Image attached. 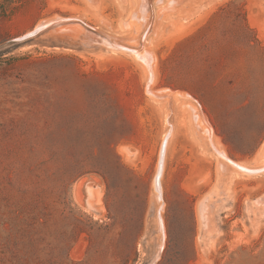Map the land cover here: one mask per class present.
I'll list each match as a JSON object with an SVG mask.
<instances>
[{"label": "rangeland", "instance_id": "1", "mask_svg": "<svg viewBox=\"0 0 264 264\" xmlns=\"http://www.w3.org/2000/svg\"><path fill=\"white\" fill-rule=\"evenodd\" d=\"M0 264H264V0H0Z\"/></svg>", "mask_w": 264, "mask_h": 264}, {"label": "water", "instance_id": "2", "mask_svg": "<svg viewBox=\"0 0 264 264\" xmlns=\"http://www.w3.org/2000/svg\"><path fill=\"white\" fill-rule=\"evenodd\" d=\"M72 21H76V19H73V18H58V19H55V20L51 21L52 23H50L49 25H48V23H46V24L40 26L39 28H37V29H35L34 31L30 32L29 34L25 35L22 39H27V38H29V37L35 36V35H37V34L43 32V31H45V30H47V29H49V28H51V27H53V26H56V25H59V24H64V23H69V22H72ZM101 36H102V39H103L104 44H105L106 46H108V47L113 48V47H114V44H115V43H118V42H116V41H113V39H111L109 36H104V35H101ZM118 44H120V43H118ZM120 45H121V44H120ZM123 46H124V45H123ZM165 146H166V145L163 144V146H162V150H161L162 152L165 151ZM230 161H231V162H230L231 165H232L235 169H238V170H240V171H242V172H246V173H250V174H255V173H258V172L261 171V170L250 171V170H247V169H245V168H239L236 162H234V161H232V160H230ZM157 176H158V171H157V174H156V177H155V181L157 180ZM156 198H157L158 201H160L159 194H157V197H156ZM159 228H160V226H159ZM160 231H161V228H160Z\"/></svg>", "mask_w": 264, "mask_h": 264}, {"label": "bare ground", "instance_id": "3", "mask_svg": "<svg viewBox=\"0 0 264 264\" xmlns=\"http://www.w3.org/2000/svg\"><path fill=\"white\" fill-rule=\"evenodd\" d=\"M220 154V153H219ZM223 156V155H222ZM157 189H159V185H158V183H157ZM160 220V219H159ZM162 229V228H161ZM162 232V231H161ZM163 233V232H162Z\"/></svg>", "mask_w": 264, "mask_h": 264}]
</instances>
